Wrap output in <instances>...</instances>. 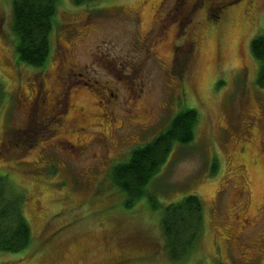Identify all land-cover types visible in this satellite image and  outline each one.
Masks as SVG:
<instances>
[{"label":"rangeland","instance_id":"374dc122","mask_svg":"<svg viewBox=\"0 0 264 264\" xmlns=\"http://www.w3.org/2000/svg\"><path fill=\"white\" fill-rule=\"evenodd\" d=\"M176 3L59 0L49 60L34 67L17 58L12 0H0V174L25 193L32 228L31 244L0 250V264H264V86L251 49L264 0H185L172 19ZM73 80L66 109L56 99ZM46 93L59 111L39 110ZM188 107L199 114L193 140L175 144L127 207L115 160ZM150 193L162 205L203 199L185 258L167 255Z\"/></svg>","mask_w":264,"mask_h":264},{"label":"trees","instance_id":"16d2710c","mask_svg":"<svg viewBox=\"0 0 264 264\" xmlns=\"http://www.w3.org/2000/svg\"><path fill=\"white\" fill-rule=\"evenodd\" d=\"M58 1L12 0V32L16 37L19 61L34 67L47 65L53 30L57 26ZM73 1L85 4L96 0ZM251 49L260 61L257 82L264 86V34L253 37ZM2 94L0 83V97ZM198 116L195 108L180 110L150 140L136 145L122 159L115 160L109 175L112 183L125 192L127 207H132L147 194L150 179L160 170L175 144L184 145L193 140ZM149 198L153 208L162 207L160 226L167 255L173 261L185 258L196 248L204 229L203 199L197 194H188L162 205L154 194L150 193ZM25 202V193L14 187L8 174H0V250L20 251L31 244L32 228L26 216Z\"/></svg>","mask_w":264,"mask_h":264},{"label":"flooded vegetation","instance_id":"af4514ba","mask_svg":"<svg viewBox=\"0 0 264 264\" xmlns=\"http://www.w3.org/2000/svg\"><path fill=\"white\" fill-rule=\"evenodd\" d=\"M168 1L169 0H165V2H167L168 3ZM185 0H177V3H176V6H174V8L172 9V8H169L168 9V11H167V16L168 17H170V18H172V19H175V18H177V13H178V11L180 10V6H182V3L184 2ZM198 2H199V5L200 4H204V0H194V3H195V5H194V7H197L198 6ZM197 5V6H196ZM210 6V5H209ZM223 6V3L220 5V6H218V7H222ZM215 8V6L213 7H211V9L209 10L210 12H211V14H214V13H216V11L217 12H219V10L218 9H216V11L215 10H213ZM193 9H195V8H193ZM213 10V11H212ZM176 12V13H175ZM179 16V15H178ZM191 43H193V42H191ZM67 49L66 48H63V50H62V52H63V54H65V55H67V51H66ZM74 70V68L73 67H69V71L70 72H68V74L69 73H72V71ZM67 74V75H68ZM77 74H79V73H77ZM67 75L65 76V78L67 77ZM81 75V74H80ZM66 80H68L67 78H66ZM70 80H72V79H70L69 78V81ZM97 81V80H96ZM75 82H77L76 80H73V82H69V84H67L66 85V89H65V91H63V94H62V96H61V98H59L58 100L56 99V102H58V104L59 105H61V103L64 105V103H65V105H64V108H66L67 109V107H68V97H69V92H68V90H67V88L68 87H70L71 85H70V83H75ZM108 89L110 90V88L108 87ZM110 94L113 96V95H115L114 94V91H111L110 90ZM43 103H46V105H44ZM48 95H47V93H46V95L44 94L42 97H41V102L39 103V105H38V108H39V110H41V111H46V112H52V111H55L56 112V107L55 106H51V107H48ZM60 107H63V106H60ZM57 111H59L58 109H57ZM77 114H78V121L81 123V125H82V127L80 126L79 128H80V130L82 131L83 129H86L87 128V123H88V119H87V117H86V115L84 114V109L83 108H80V110L79 111H77ZM92 117H93V115H92ZM251 120H249V122H250ZM67 142H69V141H67ZM69 144V143H68ZM69 145H71V146H74V143H71V144H69ZM82 146H83V144L82 145H79L78 146V152H80L81 150V148H82Z\"/></svg>","mask_w":264,"mask_h":264}]
</instances>
